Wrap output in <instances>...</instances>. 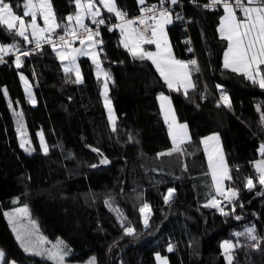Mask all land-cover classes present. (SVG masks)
Listing matches in <instances>:
<instances>
[{
    "label": "trees",
    "instance_id": "1",
    "mask_svg": "<svg viewBox=\"0 0 264 264\" xmlns=\"http://www.w3.org/2000/svg\"><path fill=\"white\" fill-rule=\"evenodd\" d=\"M206 1L178 0L186 4V15L191 19L195 53L187 51L177 22L168 27L175 57L190 60L196 54L200 67L192 74L195 88L187 95L183 89L169 91L150 60L134 58L124 48L119 31L102 32L96 37L103 42L99 45L101 67L111 76L107 96L116 131L104 106V78H97L89 57L78 59L83 79L80 84L71 82L75 74H65L52 47L21 56L19 68L15 57L0 63L2 264H52L26 255L16 241L4 210L18 206L28 208L42 234L52 241L65 242L74 262L94 257L96 264H157L156 254H160L169 264H227L221 243L233 240L238 246L232 264H264V186L254 179L251 191L245 187L247 178L257 174L254 164L264 142L260 121L264 89L224 68L227 41L218 31L224 12L220 8L204 9L201 4ZM6 2L16 14L23 15L24 0ZM50 2L57 19L64 23V18L76 10L73 0ZM116 2L128 17L139 12L137 0ZM101 16L116 19L105 10ZM25 20L30 21V17ZM85 23L90 25L92 21L86 19ZM57 33L63 34V29H57ZM0 42L16 44L20 49L27 46L20 37L9 34L6 26H0ZM20 74L31 88L34 105L28 100ZM217 84L224 87L230 108L219 103ZM159 94L170 96L177 121L188 128L190 139L182 147L183 155H158L172 148ZM16 109L24 115L30 152L20 146L13 115ZM39 134L43 135L47 154ZM210 134H218L221 140L232 177L226 186L238 190L235 211L227 208V216L203 207L209 194L215 193L201 143ZM93 148L111 164L100 166ZM169 188L175 191L166 204L164 195ZM106 200L112 209H120L122 219L110 210ZM144 203L152 210L147 227L139 212ZM235 213L242 216V221L232 220ZM121 223L132 227L134 234L125 235ZM247 227H255V241L247 235L235 237V232ZM172 243L176 245L169 252L167 247Z\"/></svg>",
    "mask_w": 264,
    "mask_h": 264
},
{
    "label": "snow or ice",
    "instance_id": "2",
    "mask_svg": "<svg viewBox=\"0 0 264 264\" xmlns=\"http://www.w3.org/2000/svg\"><path fill=\"white\" fill-rule=\"evenodd\" d=\"M168 2L171 5H176L178 0H168ZM73 3L76 10L74 14L64 18L66 20V23H64L57 19L50 0H24L22 16L16 14L12 5L6 0H0V26H6L9 34L20 37L26 44L34 43L35 48L33 51L41 49L43 44H49L61 61L65 74H75L76 79L71 81L72 83L80 84L83 82L80 68L77 64L78 57H89L96 67L97 78L101 76L104 78L105 82L102 91L104 106L108 110V119L112 130L116 131L111 101L107 96V82L111 79V76L101 67L99 56L102 48H99V45L103 42L96 39V37L100 36V25L105 24V19L101 16V7L97 6L94 0H73ZM137 3L140 5V16L136 19H130L128 14L118 7L116 0H99V5L103 6V10L113 14L116 20L119 21L114 27L120 31V43L124 48L134 58L150 60L170 90L179 91L183 89L184 94L187 95L189 89L195 88V83L192 81L191 76L193 72L199 71V67L196 60L187 62L178 60L172 53L165 32V26L173 22L171 9L165 7L166 0H159L158 5H149L147 0H137ZM217 5H222L224 12L218 28L221 39L227 41V50L224 53V68L243 75L254 85L264 89V70L261 69V66L264 65V0H246V2L245 0H234V2H230V0H209V3L204 6L213 9ZM238 11L242 14L243 19L237 16ZM27 17L31 18L30 21L25 20ZM38 17L42 19L43 27L38 24ZM85 19H90L96 25L95 31L85 23ZM57 29H63V35L57 36ZM112 30V28H109V31ZM54 36L56 39H53ZM77 41L80 47H73V44ZM145 44L155 45L156 51H146L142 47ZM10 53L15 55L17 68L22 65L21 56L27 57L32 54L28 50L21 51L16 44H0V63L5 62L4 57ZM16 53H19V55H16ZM21 80L25 83V92L29 102L34 105L35 99L32 96L31 88L23 75H21ZM217 87L218 89L220 88V86ZM5 95H7L6 92ZM157 99L160 101L161 111L164 114L165 123L168 124L169 136L172 139L171 150L161 152L158 155L171 156L177 152L183 155L184 150L180 145L190 139L187 133V126L176 124L175 116L171 109V102L167 96L161 94ZM221 100L225 107H231L227 95L222 94ZM257 110L259 111L260 109L258 108ZM13 115L16 117V131L18 137H20V146L25 148V151L30 152V147H25L30 142L26 139L27 133L23 123V114L14 111ZM260 121L264 125V114L261 115ZM39 135L41 146L45 154H47L43 135ZM210 141H214L216 145L211 152L208 147ZM201 143L205 145L209 174L215 191L214 195L209 194V199L203 207L214 208L221 215L227 216L229 213L225 210V207L221 206L222 201L218 197H223V200L231 205L238 197V190L225 185V181H230L232 177L222 150L219 148V136H209L203 139ZM260 150L261 154L264 155V145H261ZM92 151L98 152L99 150L93 148ZM100 155L102 156L103 154L101 153ZM100 162L101 164L109 163L107 159H102ZM92 167H96V165H92ZM255 170L257 175L248 177L245 184V187L250 191L255 187L254 179L261 186H264V160L255 164ZM174 191V189L169 188L167 194L164 195L166 204L172 199ZM105 204L122 219L119 208L112 209L108 200L105 201ZM232 211H235L234 207ZM139 212L145 227H147L151 212L150 206L144 203L139 208ZM4 215L8 218L16 240L25 253L39 256L51 261L52 264H66V258L70 256L72 250L62 240H57L51 247H44L48 242L42 235H39L36 222L29 218L26 207ZM24 219L28 220L29 226L21 223ZM236 219L239 220L240 217L237 216ZM121 226L125 235L134 234L135 230L132 227L125 226L123 223H121ZM255 231V227H249L244 233H236V235L243 236L246 233L248 238L255 241L257 239ZM234 247L229 241L221 244L227 264H232V250ZM168 251H172L171 245L168 247ZM0 257H3L2 252H0ZM156 258L158 261L161 260L159 255ZM89 264H94V259Z\"/></svg>",
    "mask_w": 264,
    "mask_h": 264
},
{
    "label": "rangeland",
    "instance_id": "3",
    "mask_svg": "<svg viewBox=\"0 0 264 264\" xmlns=\"http://www.w3.org/2000/svg\"><path fill=\"white\" fill-rule=\"evenodd\" d=\"M96 4H97V6H99V7H101V11L103 10V6L102 5H99V3H97L96 1H94ZM237 16L239 17V18H241V19H243V17H242V14L238 11L237 12ZM31 19V18H30ZM86 20V19H85ZM38 24L41 26V27H43V21H42V19H40L39 17H38ZM171 25V24H170ZM168 27H169V24L168 25H166L165 26V32H166V34H167V39H168V42H169V44H170V40H169V33H168ZM116 30L117 31H119V29L118 28H116ZM119 33H120V31H119ZM29 35H30V33H29ZM0 44H3V43H1L0 42ZM171 46V45H170ZM80 47V46H79ZM149 46H147V47H144V49L146 50V51H151V52H155L156 51V47H155V45H152V48H148ZM227 50V46H226V48H225V51ZM225 51H224V53H225ZM172 53H173V50H172ZM173 55H174V53H173ZM175 56V55H174ZM176 58V57H175ZM78 59H79V57H78ZM78 59H77V64H78ZM177 59V58H176ZM190 60H195V59H190ZM190 60H182V61H185V62H187V61H190ZM197 61V60H196ZM65 63H67L66 61H65ZM223 64H224V55H223ZM197 65H198V67H199V64H198V61H197ZM155 67V66H154ZM103 69V68H102ZM261 69L262 70H264V65H262L261 66ZM104 70V69H103ZM199 71H200V67H199ZM21 75L22 74H20L19 75V77H20V80H21ZM24 76V75H23ZM101 77H103V76H101ZM24 78H25V76H24ZM191 79H192V76H191ZM26 80V79H25ZM27 81V80H26ZM192 81H193V79H192ZM21 82H22V86H23V88H24V90H25V83H24V81H22L21 80ZM167 86V85H166ZM222 86V85H221ZM220 86V88L217 90L218 91V93H219V97H218V101H219V103H221L222 105H224V103L222 102V100H221V95L222 94H225L224 93V88H222ZM167 88H168V86H167ZM168 90L169 91H173V90H170L169 88H168ZM190 90V89H189ZM161 94H159V96H160ZM163 95H165V96H167L168 98H169V100H170V96L168 95V94H163ZM226 95V94H225ZM159 101V100H158ZM170 102H171V100H170ZM159 106H160V101H159ZM112 107V106H111ZM160 109H161V107H160ZM171 109H172V113L174 114V116H175V121H176V124L177 125H184V124H180L178 121H177V117H176V114H175V111H174V108H173V106H172V102H171ZM107 110V109H106ZM112 110H113V108H112ZM21 112V110H19V109H16V110H13V112ZM22 113V112H21ZM107 113H108V110H107ZM23 114V113H22ZM113 114H114V112H113ZM161 116H162V118H163V121H164V123H165V119H164V114L162 113V111H161ZM14 120H15V125H16V117L14 116ZM23 123H24V126H25V129H26V133H27V135H26V139L30 142V138H29V134H28V131H27V128H26V122H25V119H24V115H23ZM166 124V123H165ZM167 126H168V124H166ZM16 127H17V125H16ZM169 128V127H168ZM187 133H188V136H189V132H188V128H187ZM218 135V134H217ZM219 136V135H218ZM19 140H20V137H19ZM189 141V140H188ZM188 141H186L185 143H183L182 145H180V147L182 148ZM171 143H172V139H171ZM20 144H21V141H20ZM31 145V142L29 143V144H27V145H25V147H29ZM211 148V147H210ZM219 148L222 150V153H223V148H222V144H221V140H220V138H219ZM24 150H25V148H23ZM210 151H211V149H210ZM213 151V150H212ZM223 155H224V153H223ZM207 157V156H206ZM224 159H225V161H226V157H225V155H224ZM262 160H264V159H260L259 161H262ZM259 161H257V162H259ZM207 163H208V159H207ZM226 163H227V161H226ZM254 166H255V164H254ZM225 185H226V181H225ZM215 194V193H214ZM218 199L219 200H221L222 201V205L221 206H223V207H225V210L228 208V210H229V212H233L232 211V208L234 207L235 208V202H236V199L233 201V203L231 204V205H229L228 203H227V201H224L223 200V197H218ZM26 206H18V207H15V208H11V209H6V210H4V214L5 213H13V212H15L17 209H20V208H25ZM27 208V207H26ZM150 209H151V207H150ZM27 210H28V208H27ZM234 213V212H233ZM151 214H152V210H151V212H150V215H149V219H150V217H151ZM5 216V215H4ZM28 216H29V218L31 219V220H33L31 217H30V214H29V210H28ZM6 218V217H5ZM149 219H148V224H149ZM6 220H7V222H8V218H6ZM34 221V220H33ZM141 222H142V224L144 225V223H143V220H142V217H141ZM21 223L23 224V225H25V226H29L28 225V220L27 219H24V220H22L21 221ZM8 224H9V222H8ZM37 225V224H36ZM10 226V225H9ZM145 226V225H144ZM38 227V226H37ZM10 228H11V230H12V227L10 226ZM247 228H249V227H247ZM39 229V228H38ZM245 230L246 229H244L243 231H237V232H235V237H237V235H236V233H244L245 232ZM13 232V231H12ZM14 234V233H13ZM39 235H42L46 240H47V244L46 245H44V247H51L52 245H54L55 243H56V241L57 240H55V241H52V240H50L48 237H46L44 234H42L41 232H40V230H39ZM245 235H247L246 233H245ZM14 237H15V235H14ZM15 239H16V237H15ZM17 241V240H16ZM225 241H229V242H231L235 247H236V243H234L233 242V240H224L221 244H223ZM193 241L190 239V241H189V243H192ZM65 243V242H64ZM19 244V243H18ZM66 244V243H65ZM67 245V244H66ZM175 245L176 244H171V246H172V250L175 248ZM190 245V244H189ZM188 245V246H189ZM20 246V245H19ZM68 246V245H67ZM170 246V245H169ZM168 246V247H169ZM69 247V246H68ZM168 247H167V250H168ZM190 247V246H189ZM235 247L233 248V250H232V261H233V251L235 250ZM70 248V247H69ZM71 249V248H70ZM222 249V248H221ZM23 250V249H22ZM0 252H2L1 250H0ZM222 252H223V250H222ZM3 253V252H2ZM25 253V252H24ZM26 255H28V256H34V255H29V254H27V253H25ZM71 254H72V252H71ZM71 254H70V256H68L67 258H66V264H89V262L90 261H92L93 259H94V264H96V259L94 258V257H90V258H88L87 260H85V261H83V262H74V261H72L71 260ZM157 255H159L160 257H161V260L160 261H158L157 260V258H156V263L157 264H169V261H168V259H167V257H165V256H162V255H160V254H156V257H157ZM39 257V256H38ZM223 257H224V254H223ZM3 258H4V254H3V257H0V264H2V261H3ZM224 260H225V257H224ZM225 262L227 263V261L225 260ZM9 264H17V263H15L14 261H11Z\"/></svg>",
    "mask_w": 264,
    "mask_h": 264
},
{
    "label": "built area",
    "instance_id": "4",
    "mask_svg": "<svg viewBox=\"0 0 264 264\" xmlns=\"http://www.w3.org/2000/svg\"><path fill=\"white\" fill-rule=\"evenodd\" d=\"M230 2H234V0H230ZM207 3H209V0H207L206 2L202 3V7L204 9H209V8H206L204 5H206ZM149 5L151 4H159V1L158 2H154V3H148ZM187 5H191V4H187ZM138 7H139V12L138 14L132 16V17H128L130 19H136L140 16V5L138 4ZM165 7L167 8H170L171 11H172V21L174 22H177L181 29H182V33H183V41L184 43H186L188 45V49L187 51L189 52V49H191L190 52H193L195 53V49H194V44H193V41H192V35H191V32H190V23H191V19L187 17L186 15V4L185 3H182V2H178L176 5H171L168 0H166V3H165ZM219 8H223L222 5H217L215 8L213 9H209V10H217ZM179 17V18H177ZM103 18V17H102ZM105 19V24L104 25H100L99 27V31H100V34L102 32H112V31H115L116 28L114 27V25H116L117 23H119V21H117L116 19L114 20H111V19H108V18H104ZM90 28H92L94 31L96 30V25L95 24H90L88 25ZM109 28H112L113 30L112 31H109ZM57 36L59 35H63L61 33H57L56 34ZM53 39H56V37L54 36ZM69 39H71V37H69ZM76 44H79V42L77 41L75 44H73V47L76 45ZM148 44H145L143 45L142 47H147ZM47 47H51L49 44H43L42 48L39 49V50H36V51H33V49L35 48V45L34 43L33 44H27V46L24 48V49H20L21 51H24V50H28L30 51L31 53H40L42 52L43 49L47 48ZM16 55H19V53H16ZM194 59L197 60L196 58V54H194ZM10 57H15V55L13 54H9L7 56L4 57V60L7 59V58H10ZM262 145H264V142H262ZM239 216L240 219L237 220L236 217ZM232 220L236 221V222H240L242 221V216L239 215V214H234L232 216Z\"/></svg>",
    "mask_w": 264,
    "mask_h": 264
},
{
    "label": "crops",
    "instance_id": "5",
    "mask_svg": "<svg viewBox=\"0 0 264 264\" xmlns=\"http://www.w3.org/2000/svg\"><path fill=\"white\" fill-rule=\"evenodd\" d=\"M222 9H223V8H222ZM169 25H170V24H169ZM169 40H170V39H169ZM170 45H171V44H170ZM171 49H172V48H171ZM216 86H221V85L217 84ZM221 87L224 88L223 86H221ZM217 88H218V87H217ZM190 90H191V89H190ZM217 90H218V89H217ZM212 135H217V134H210V135H208V136H206V137H203L202 140L205 139V138H207V137H209V136H212ZM202 140H201V141H202ZM202 145H203V148H204V151H205V145H204V144H202ZM215 146H216V145H215V142H214V141H210V142H209V145H208V147H209V151H210V149H211V151H212L213 148H214ZM210 147H211V148H210ZM211 151H210V152H211ZM206 156H207V155H206ZM261 159H262V158H261ZM259 160H260V159H259ZM259 160H258V161H259ZM256 163H257V162H256ZM256 163H255V164H256ZM228 168H229V167H228ZM254 184H255V181H254Z\"/></svg>",
    "mask_w": 264,
    "mask_h": 264
},
{
    "label": "water",
    "instance_id": "6",
    "mask_svg": "<svg viewBox=\"0 0 264 264\" xmlns=\"http://www.w3.org/2000/svg\"><path fill=\"white\" fill-rule=\"evenodd\" d=\"M97 154L99 155V160H100V161H101L102 159H107V160L109 161V163H107V164H101V162H100V166L105 167V166H109V165L111 164L110 160H109L108 158H106V156H104V154H103L102 156L100 155L101 152H97Z\"/></svg>",
    "mask_w": 264,
    "mask_h": 264
}]
</instances>
